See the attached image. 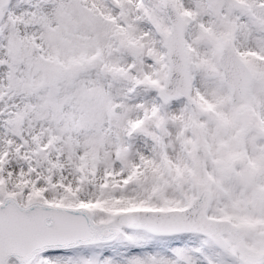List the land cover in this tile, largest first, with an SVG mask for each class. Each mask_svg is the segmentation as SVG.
Instances as JSON below:
<instances>
[{"label":"snow or ice","instance_id":"obj_1","mask_svg":"<svg viewBox=\"0 0 264 264\" xmlns=\"http://www.w3.org/2000/svg\"><path fill=\"white\" fill-rule=\"evenodd\" d=\"M0 264H264V0H0Z\"/></svg>","mask_w":264,"mask_h":264}]
</instances>
